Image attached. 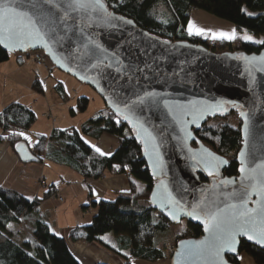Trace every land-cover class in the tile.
<instances>
[{
	"label": "water",
	"instance_id": "water-1",
	"mask_svg": "<svg viewBox=\"0 0 264 264\" xmlns=\"http://www.w3.org/2000/svg\"><path fill=\"white\" fill-rule=\"evenodd\" d=\"M33 2L38 5L33 10L35 15L54 21L50 24L54 31H48L46 26L48 35L43 41L33 40L23 46L0 43V47L9 54L41 52L57 71L91 88L104 106L134 132V140L142 148V159L156 179L149 197L151 207L172 226L187 222L202 230L199 239L177 243L170 264H203L198 259L186 262L177 256L186 247L181 242L200 241L209 235L201 222L204 216L194 218L187 212L201 202L213 210L230 211L228 205L239 203L229 194L240 187V153H245L247 167L264 162V71L259 70L264 67V50L240 56L230 52L215 54L187 42L162 40L114 14L103 1L110 19L96 12L70 13L64 22L59 20L63 15L59 8L44 4L43 0ZM230 109H238L241 147L236 156L237 176L224 178L222 171L228 163L217 162L218 169L198 163L202 158L208 160V153L226 160L203 146L193 131L210 118L226 116ZM193 112L195 122L193 115H186ZM253 154L254 163L250 162ZM20 156L32 162L25 149ZM209 171L214 174L209 175ZM225 180L233 183H222ZM168 193L183 206L175 218L165 199ZM257 199L253 193L247 207L255 208ZM252 235V240L246 235L236 237L235 250L221 254L225 264H231L227 257L236 256L241 240L264 250V244Z\"/></svg>",
	"mask_w": 264,
	"mask_h": 264
},
{
	"label": "trees",
	"instance_id": "trees-1",
	"mask_svg": "<svg viewBox=\"0 0 264 264\" xmlns=\"http://www.w3.org/2000/svg\"><path fill=\"white\" fill-rule=\"evenodd\" d=\"M102 1L114 14L131 20L141 30L162 40L187 42L215 54L230 52L240 56L264 50V43L251 45L239 38L212 40V45H208L210 38L187 32L191 12L199 11L231 25L236 34L264 37V0ZM10 55L0 47V64L8 62ZM50 69L55 68L51 65ZM56 87L59 94L64 92L60 83ZM32 88L38 94L44 93L39 81L33 82ZM88 104V99L78 98L71 113L84 112ZM35 122V113L21 103H11L0 112V141L20 162L42 164L48 161L66 167L83 184L100 181L104 176H125L128 190L116 192L112 200L91 199L87 209L95 210V214L90 223L73 228L68 237L63 238L51 233L36 214L37 207L55 194V185L47 188L44 198L35 200L0 187V264H79L70 249L71 244L77 243L99 244L119 257L123 264H130V259L151 264L170 261L172 251L167 252L165 246L160 245L172 225L149 203L156 179L142 159V148L134 140V132L104 106L79 129L54 128L48 136L36 134L35 144L30 146L25 133ZM193 133L203 146L227 161L228 166L222 171L224 178L237 176L236 156L241 147L238 109H230L226 116L208 119ZM103 136L113 137L118 142L116 149L107 156L98 153L84 140L88 138L96 142ZM22 149L30 153L32 162L20 156ZM199 180L204 182L201 177ZM184 223L186 231L175 239L173 245L182 239L201 237L199 226ZM239 246V252L249 257L253 264H264V250L245 240H241Z\"/></svg>",
	"mask_w": 264,
	"mask_h": 264
},
{
	"label": "crops",
	"instance_id": "crops-1",
	"mask_svg": "<svg viewBox=\"0 0 264 264\" xmlns=\"http://www.w3.org/2000/svg\"><path fill=\"white\" fill-rule=\"evenodd\" d=\"M205 17L201 13L192 15L187 32L194 36L207 35L208 33L206 32L209 29H203V26H198V22H204L205 26L210 21ZM197 29L200 30L199 34H197ZM210 37V40H231L218 38L219 35ZM28 60L27 57H17L15 62L12 61L11 63L10 74H6L5 76L13 78L16 82L15 84L24 90L28 86L31 87L35 81L41 82L44 87L47 82L44 80L45 74L43 75L38 72L36 67L32 63H29ZM20 91L14 89L13 94L7 98H3L2 103H0V112L11 103H19V99L23 103L34 99L33 95H29L27 92L23 94ZM7 102L9 103L4 106ZM24 104L29 106L27 103ZM32 135L34 138L36 134L32 133ZM42 135L48 136L46 133ZM28 144L31 145L29 139ZM91 145L94 146L93 148L95 150L99 148L107 156L115 150L118 142L113 137L103 136L99 141L93 142ZM41 182H44L45 186H40ZM51 185H55L56 187L55 194L45 199L37 207L36 214L44 221L51 233L63 238H67L73 228L85 226L90 223L95 214V210L91 208L87 209L91 199L112 200L116 192H125L128 190V181L125 176H107L104 181L100 180L83 184L81 179L66 167L53 165L48 161H44L42 164L22 163L11 149L0 141V187L15 191L27 199L35 200L44 198L47 188ZM89 195H92L91 198ZM56 196L62 198L64 202L61 208H54L53 211L52 205L58 206L53 199ZM85 209L87 210L85 211ZM58 212L62 214L63 220L59 221L56 218ZM70 249L79 264H123V261L119 257L99 244H71ZM129 263L138 264V261L130 259Z\"/></svg>",
	"mask_w": 264,
	"mask_h": 264
},
{
	"label": "snow or ice",
	"instance_id": "snow-or-ice-1",
	"mask_svg": "<svg viewBox=\"0 0 264 264\" xmlns=\"http://www.w3.org/2000/svg\"><path fill=\"white\" fill-rule=\"evenodd\" d=\"M43 3L57 7L63 12V15L59 17L61 22H64L70 13H86L91 15V13L96 12L103 14L105 19L111 18V14L107 13L102 0H62L61 3H56L55 0H43ZM37 7V3L33 2V0H0V43L23 46L33 40L38 42L43 41L45 36L48 35V31H54L50 27V24L54 23V21H51L46 16L35 15L33 10L37 9ZM127 23H131V21H127ZM46 26L48 27V31L45 30ZM196 31L197 34L200 33L199 29ZM218 38L233 39L235 38V33L233 32L232 35L220 33ZM246 39L250 40L251 37H247ZM257 43H264V41H257ZM252 59L255 58L253 57ZM259 70L264 71V67ZM146 95L155 94L146 93ZM140 102H143L142 97L140 98ZM165 104L167 106V102ZM187 114L193 115L192 122H195V113ZM241 115H244V113H241ZM19 135H23V133H19ZM186 135L191 134L186 133ZM153 147L155 146L153 145ZM96 151L100 152L101 155H105L99 148H96ZM240 155L242 158L239 169L242 174L240 187L238 191L229 194L231 199H236L239 203L228 205L230 211L226 212L219 208L213 210L212 207L201 202L200 204L192 205V210L187 212L188 216L194 218L199 214L204 216L201 222L204 224L205 231L209 235L200 241L181 242L186 247L183 251H178L177 256L184 257L186 262L198 259L203 264H225L221 254L225 250H235L234 245L237 242L236 237L238 235H246L249 240H252L254 239V235L252 234H255V237L259 238L257 242L264 244V162L256 164L255 167H247L243 160L245 153L242 151ZM208 157V160L202 158L198 163L202 162L206 168L211 167L213 169H218V163H227L212 156L211 153H208ZM255 159L256 157L253 154L250 162L254 163ZM208 174L213 175L214 172L209 171ZM215 174L218 175V170ZM222 183L230 184L233 181L225 180ZM253 193L258 196L256 207L248 208V200ZM165 199L167 204L171 205V212L173 218H175V213L181 210L183 206L179 201L172 198L170 193L167 194Z\"/></svg>",
	"mask_w": 264,
	"mask_h": 264
},
{
	"label": "rangeland",
	"instance_id": "rangeland-1",
	"mask_svg": "<svg viewBox=\"0 0 264 264\" xmlns=\"http://www.w3.org/2000/svg\"><path fill=\"white\" fill-rule=\"evenodd\" d=\"M195 13H201L204 14L210 20L206 25L204 26V22H198V26H203V29H209L207 35H204L206 38H211L210 36H217L220 33H227L229 35H232L234 32V28L218 19H215L203 12L199 11H192L190 14L191 16ZM203 23V24H202ZM202 28V27H201ZM205 31V30H203ZM235 33V32H234ZM235 38H239L242 42L248 43L251 45H261L263 43H257V41H264V37H256L249 35L247 33L243 34H236ZM247 37H251V39H246ZM232 40V39H231ZM30 53H23V54H11L10 60L6 63L0 64V103H2L3 98L9 97L11 94H13L14 89L21 90V93H28L29 95H33L34 99L29 100V102H24L29 104L28 107H32V111L36 115V122L33 125V127L30 129L29 132L25 133V137L30 140V143L32 145L35 144V139L33 138L32 133L42 135L43 133L48 135L54 128L56 129H68V128H75L79 129L81 124L87 120L95 111L100 110L104 107L103 101L96 95V93L89 87L80 84L73 78L69 77L66 74H63L56 69H52L51 73L53 72V75L49 76L48 70L51 68V64L48 61H44L42 63H36V55L40 56L38 53L35 52L31 53V56L28 55ZM21 56L27 57L29 60V63H32L38 72L42 73L44 75V80H46V84L44 86L45 93L38 94L36 93L32 85L31 87L28 86L25 90L15 84L16 82L13 80V78H10L9 76H5L6 74H10L11 72V63L12 61L15 62V59L17 57ZM29 56V57H28ZM36 58V59H35ZM17 64V63H16ZM40 64V65H39ZM33 67V68H35ZM61 84L63 87L64 92L59 94L57 91V85ZM33 84V83H32ZM33 90V91H32ZM78 98H86L89 100V104L87 106V109L79 113L78 111L75 112V114L71 113V110H73L76 106V101ZM19 103L26 105L23 103L22 100H18ZM9 102H7L5 105H7ZM2 105V104H1ZM3 107V106H1ZM233 121V120H232ZM86 143H93L94 141L84 138ZM97 142V141H96ZM94 147L93 145H91ZM116 149V148H115ZM107 178V176H104L102 178V181H104ZM42 186V185H40ZM60 197L56 196V198H53L56 201V205H52V209L54 211V208H61L63 205L62 203L64 200L61 201L59 199ZM54 216V213H53ZM56 218L60 221L63 220L62 214L57 213ZM185 223L182 222L179 225L172 226L164 235V243H162L160 246H165V250L169 252L170 248H172L173 243L175 239L183 234L185 230ZM105 238V237H104ZM136 261V260H135ZM151 264L146 262L138 261V264ZM239 264H253L249 257H247L245 254H241L240 260L238 262ZM154 264H170L169 260H162L158 261Z\"/></svg>",
	"mask_w": 264,
	"mask_h": 264
},
{
	"label": "built area",
	"instance_id": "built-area-1",
	"mask_svg": "<svg viewBox=\"0 0 264 264\" xmlns=\"http://www.w3.org/2000/svg\"><path fill=\"white\" fill-rule=\"evenodd\" d=\"M212 42H213L212 40H209V41H208V45H212ZM35 53H36V54L38 53V54L40 55V56L36 55V57H37V59L35 58V59H36V63H42V64H43L44 61H47V58H46L41 52H35ZM39 65H40V64H39ZM51 71H52L51 69L48 70V73H47V74H48L49 76L51 75ZM40 185H44V183L41 182ZM59 199H60V201H61V198H59ZM169 250L172 251L173 249L170 248Z\"/></svg>",
	"mask_w": 264,
	"mask_h": 264
},
{
	"label": "flooded vegetation",
	"instance_id": "flooded-vegetation-1",
	"mask_svg": "<svg viewBox=\"0 0 264 264\" xmlns=\"http://www.w3.org/2000/svg\"><path fill=\"white\" fill-rule=\"evenodd\" d=\"M192 147H193V148H196V145H193ZM182 240H191V239H182ZM182 240H180V241H182ZM193 240H196V239H193ZM180 241H179V242H180ZM179 242H178V243H179ZM176 245H177V243H176L175 245H173V247H172V249H173L172 252H171L172 254H173V252H174L175 249H176ZM239 248H240V246H239ZM241 254H242V253H240V252H239V249H238V252H237V254H236L235 257H231V256H230V257H227L228 262L230 261V262H232V263H238L237 259L240 260V256H241ZM171 257H172V256H171ZM238 264H239V263H238Z\"/></svg>",
	"mask_w": 264,
	"mask_h": 264
}]
</instances>
